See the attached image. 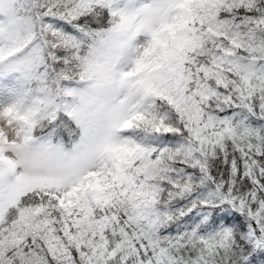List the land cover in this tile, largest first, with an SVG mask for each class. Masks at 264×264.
Returning a JSON list of instances; mask_svg holds the SVG:
<instances>
[{
  "label": "snow or ice",
  "instance_id": "obj_1",
  "mask_svg": "<svg viewBox=\"0 0 264 264\" xmlns=\"http://www.w3.org/2000/svg\"><path fill=\"white\" fill-rule=\"evenodd\" d=\"M0 264H264V0H0Z\"/></svg>",
  "mask_w": 264,
  "mask_h": 264
}]
</instances>
